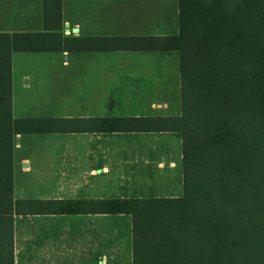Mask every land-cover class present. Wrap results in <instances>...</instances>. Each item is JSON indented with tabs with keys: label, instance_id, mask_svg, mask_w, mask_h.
Wrapping results in <instances>:
<instances>
[{
	"label": "trees",
	"instance_id": "obj_1",
	"mask_svg": "<svg viewBox=\"0 0 264 264\" xmlns=\"http://www.w3.org/2000/svg\"><path fill=\"white\" fill-rule=\"evenodd\" d=\"M61 0H43V32L0 33V264H13L12 218L127 214L131 264H264V0H178L177 34L75 38ZM156 51L179 55L180 114L13 119L11 55ZM63 132H178L179 197L14 200L13 138Z\"/></svg>",
	"mask_w": 264,
	"mask_h": 264
},
{
	"label": "crops",
	"instance_id": "obj_2",
	"mask_svg": "<svg viewBox=\"0 0 264 264\" xmlns=\"http://www.w3.org/2000/svg\"><path fill=\"white\" fill-rule=\"evenodd\" d=\"M170 2L61 0L60 33L63 37L75 38L170 35L147 34V18L164 16ZM174 7L178 12V0H174ZM43 31V0H0V33ZM132 53L149 55L129 57L128 54ZM26 54L43 56L35 57V61L44 66L45 74L50 79L60 73L72 72L68 71L70 66H92L91 75L99 83L98 88L91 90L89 95L94 100L89 105L76 107L72 113L59 114L49 103H40L36 107L27 100L31 95L29 85L35 79L26 70L34 59L25 57L28 56ZM52 54H58L59 58H51ZM72 54L81 57L72 58ZM87 54L94 56L82 57ZM169 54L156 51L12 53V118L178 116L180 100L174 112L167 100L161 103L155 100V94H159L156 90L162 88L164 91L171 79L168 66L172 60ZM76 72L88 73L86 70ZM174 78L180 95L177 70ZM146 83L148 90L141 89L142 92L137 95ZM41 96L55 95L44 91ZM137 97L151 99L139 105L128 101ZM177 161L182 164L181 136L178 132L16 134L12 150L13 199L47 201L179 197L180 193L162 191L155 180H147L155 172L162 177L165 168L175 170ZM12 237L13 264H37L39 261L51 264L50 259H58L59 262L55 264H99L100 256L105 260L102 262L106 263L110 251L119 248L114 243V237L129 238L131 262L132 218L127 214L14 215Z\"/></svg>",
	"mask_w": 264,
	"mask_h": 264
},
{
	"label": "rangeland",
	"instance_id": "obj_3",
	"mask_svg": "<svg viewBox=\"0 0 264 264\" xmlns=\"http://www.w3.org/2000/svg\"><path fill=\"white\" fill-rule=\"evenodd\" d=\"M172 2L169 3V9L164 12V16L162 17H156V18H147V34H150L151 32L155 33H163V34H177L178 27H177V18H178V12L177 8L174 7V0H171ZM169 57L171 58L172 62H170V68L171 71V79L169 84L165 86V89L159 88L156 90L159 94H155V100L158 103H161L162 101H168L170 103V107L172 112H174V109H176V106H178V101L180 100L179 95V89H176L175 85V72L179 73V55L177 52H170ZM32 59H35L37 57H43V56H35V54H26ZM149 54H140V53H132L128 54L130 57H147ZM94 55L87 54L82 57H92ZM36 57V58H35ZM51 58H59V55H50ZM61 57V56H60ZM72 58L81 57L76 54L71 55ZM30 59V60H32ZM32 61L29 63L26 67V70L28 71L29 75L33 76L35 81H32L29 85V92L31 93L30 96H33L32 99L27 97L28 101H31L36 107L40 106V103H49V105L52 107V109H56L59 114L62 112L65 113H72L75 111L76 107L80 105H89L90 102H92L94 99L90 98L89 95H91V90L98 88L99 83L96 82L95 77L91 75L90 70L93 68L92 66H70L68 67V71H72L67 74L60 73L58 76H52L51 79L48 76V74H45V71L43 69V65L39 62ZM176 65V67H175ZM80 70L81 72H84L86 70V74H77L75 71ZM58 73V72H57ZM55 73V74H57ZM88 74V75H87ZM93 78V79H92ZM43 79L45 82H43ZM39 81V82H38ZM49 86V87H48ZM143 88H140L138 90L139 95L144 88L147 89V83L143 85ZM44 91H50L55 96L53 97H43L41 96ZM40 96V97H39ZM151 98H130L128 99L129 102L134 103L137 102L139 104H145V102ZM180 103V102H179ZM48 104H45V106ZM166 148V146L164 147ZM172 154L174 155V150L172 149ZM177 154L175 153V158ZM181 161H177V167L173 171H169L168 168H165V171H163V176H159L158 172L153 173V177H149L147 180L150 181L151 179L155 180L159 188L163 190H169L171 194L180 193L182 195L183 188L180 184V177L182 174V166ZM170 177V178H169ZM167 183H169L167 185ZM167 185V186H166ZM164 194H170V193H164ZM113 238V237H112ZM115 245H118L119 248H116L114 251H110V258H108L106 263H103L104 260L101 256L99 258V264H131L130 262V256H129V250H128V237H114L113 238ZM117 240V241H116ZM61 260V259H60ZM51 264H55L56 261L59 262L58 259H50ZM105 261V260H104ZM37 264H42L37 262Z\"/></svg>",
	"mask_w": 264,
	"mask_h": 264
}]
</instances>
